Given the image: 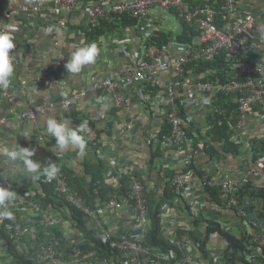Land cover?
<instances>
[{
  "label": "built area",
  "instance_id": "built-area-1",
  "mask_svg": "<svg viewBox=\"0 0 264 264\" xmlns=\"http://www.w3.org/2000/svg\"><path fill=\"white\" fill-rule=\"evenodd\" d=\"M47 1L36 0L26 4L24 10L42 11ZM78 1L52 0L48 10L56 15L63 11L68 14ZM213 1H219L218 5ZM154 9L177 18L182 27L180 34L191 28L196 33L194 40L185 43L179 40L180 34L170 35L171 40L159 46L154 38L164 30L150 19ZM86 13L85 30L89 32L103 22H122L123 17L144 23L139 38L142 49L139 61L129 62L115 75L93 82L89 90L107 95L120 110L126 108L129 90L139 89L146 101L154 99L148 110L155 123L152 135L155 155L170 163L163 174L165 188L153 190L146 179L124 169L117 181L110 184L105 181L114 190L107 194L98 190L96 203L92 205L70 186L61 170L51 181L41 176L33 187H15L9 174H1L0 186L9 187L17 195L7 203L13 219H0V264H158L171 257L175 258L174 264H198L199 257L209 264H230L223 259L227 243L217 232L211 233V239H221V246L215 247L218 251L207 257L202 252L209 251L211 239L203 250L201 242L193 238L204 239L202 211L208 207L232 217L229 223L215 221L249 241V250L241 264H264V219L257 215L256 195L258 189L264 188L261 185L264 132L259 130L264 129V65L261 62L264 53L256 52L258 44L251 35L254 16L243 11L238 0H104L87 6ZM0 14L9 16L1 9ZM185 26L189 27L186 31ZM0 30L7 29L0 27ZM190 60L214 63V68L208 67V71L217 78L202 80L198 73L187 74L184 66ZM64 66L65 56L59 52L54 68ZM219 71L223 73L218 75ZM50 78L55 80L53 75ZM85 94L84 90L74 89L60 105L80 108V97ZM205 98L209 101L206 104ZM220 99L224 101L222 106L217 104ZM55 103L46 97L13 117L0 115V128L8 122L36 123L38 116L44 115ZM78 125L81 126L79 134L104 154L107 144L98 139L90 118L82 117ZM216 125H225L234 131L233 138L239 146L237 153L218 157L205 152L204 147H209L205 145L206 133ZM200 157V165L208 163L214 171L199 168L194 160ZM226 157L245 158L246 169L226 170L221 164ZM47 163L56 162L47 154L40 161L41 167ZM122 182L127 184L126 191L120 190ZM42 185L53 188L55 194L43 190ZM169 192L172 198H166ZM150 194L164 198L160 207L161 236L173 246L170 252L147 243L152 223ZM48 198L59 205L47 202ZM174 206L184 208L190 221L166 233L164 225ZM196 219L202 226L200 232L195 229ZM132 224L137 226L136 230L124 228ZM229 224L237 228L231 230Z\"/></svg>",
  "mask_w": 264,
  "mask_h": 264
},
{
  "label": "crops",
  "instance_id": "crops-1",
  "mask_svg": "<svg viewBox=\"0 0 264 264\" xmlns=\"http://www.w3.org/2000/svg\"><path fill=\"white\" fill-rule=\"evenodd\" d=\"M34 1L36 0H0V9L9 13L8 17L0 14V27L9 31L18 29L13 33L16 36L15 47L10 50L14 64L11 84L7 89H0V115L13 117L22 109L43 102L46 97L56 103L44 115L38 116L36 123L24 121L20 125L11 122L3 125L0 128V143L9 146L16 143L20 147L34 149V155L31 157L34 162L40 163L42 157L47 154L56 157L70 169L83 186L87 187L91 182L89 165L96 158L94 149L85 140L86 149L83 156L79 155L78 149L72 147L59 151L55 138L47 133L46 119L49 116H55L58 122L62 118L67 119L70 126L76 127L82 117H88L102 142L105 140L107 144L104 152V177L107 183L117 181L122 170L130 169L146 179L151 189H164L163 174L170 163L155 155L156 143L154 144L152 137L155 123L152 112L148 110V105L154 99L146 101L139 89L129 90L126 94V108L120 110L113 106L107 95L89 90L93 82L115 75L129 62L133 64L139 61L142 53L139 38L144 23L137 22L126 26L123 22L110 21L107 23L112 22L113 25L107 29L103 28L100 35H89L94 30H85L88 20L86 8L104 0H79L71 13L63 11L59 15L48 10L53 4L52 0L46 2L42 11H25L24 6ZM238 4L243 11L254 16L255 23L251 35L258 44L256 52L264 53V0H238ZM150 19L159 23L171 36H176L182 31L177 18L161 13L158 9L151 12ZM49 28L52 29L50 32ZM90 42H95L100 51L95 63L83 66L78 74L67 72L65 66L54 68L59 52L64 54L66 64L74 47ZM261 62L264 65V57H261ZM52 75L54 81L50 78ZM74 89L86 92L80 97V108L61 106L60 102L69 98ZM155 100L157 101V98ZM156 111L160 112V109ZM203 123L201 120L200 125ZM259 130L264 132V129ZM200 159L202 158L194 160L199 168L208 167L214 171L208 163L203 162L200 165ZM221 164L228 171L238 172L241 168L246 169V159L243 157H226ZM5 173L10 175L15 187L36 185V181L31 179V174L23 171L22 163L17 167L0 156V175ZM261 185H264V180ZM170 213L164 225L166 233L190 221L188 213L181 206H174ZM202 214L211 220H220L223 224L233 221L232 217L218 213L215 207L206 208ZM194 225L200 232V223ZM136 227L133 224L124 226L129 230H136ZM228 227L231 230L237 228L235 224H229ZM221 239H211L207 255L218 251L215 247L221 246ZM198 264L209 263L200 261L199 257Z\"/></svg>",
  "mask_w": 264,
  "mask_h": 264
},
{
  "label": "trees",
  "instance_id": "trees-1",
  "mask_svg": "<svg viewBox=\"0 0 264 264\" xmlns=\"http://www.w3.org/2000/svg\"><path fill=\"white\" fill-rule=\"evenodd\" d=\"M219 3V1H217ZM215 1H213V4L218 5ZM122 22L126 26L137 24V21L135 19H131L129 17H123ZM111 23L103 22L100 27L95 29L93 32L89 33V35H100L103 32V28L107 29L112 26ZM185 31L188 30L189 27L185 26ZM196 37V33L189 28L187 32H182L179 35V40L181 42L185 43H191L194 38ZM171 36L168 35L166 32L161 31L157 33V37L154 38L155 42L161 46L162 44H166L169 40H171ZM214 63H208V62H200L198 60H190L186 66H184V69L186 70L187 74L191 73H198L201 76L202 80H208V79H216L214 75H212L208 71V67L214 68ZM223 71H219L217 74H221ZM217 104L222 106L224 104V101L222 99L217 101ZM199 133V132H198ZM234 131L232 129H229L225 125L221 126H215L213 129H210L206 133V139L207 143L205 145H209L208 148L206 146L204 147L205 152L208 153V155H216L218 157H221L222 154H235L239 150V146H237L236 142L233 138ZM193 135V132L190 133ZM161 137H163L162 133L160 134ZM98 134V139H99ZM203 138V136H202ZM88 142V141H87ZM89 143V142H88ZM217 143L223 144L222 147H218ZM90 146L94 149L96 153L95 161L90 163L89 165V172L91 174V182L90 184L85 187L83 186L78 179L75 177V175L70 171L69 168H67L61 160L57 159L56 157H52V160L56 162L57 166L60 168L62 172L67 177V180L70 184V186L77 190L80 195L86 200L87 203H91L92 205H95L96 203V192L99 190L102 194H107L108 192H112L114 189L112 186L105 183V170L106 165L104 163V154H102L97 145H94L93 143H89ZM158 152V151H157ZM193 167L195 165L193 164ZM127 184L125 182H122L120 190L126 191ZM43 190L47 191L48 193L52 192V194H55L53 191V188L50 186L42 185ZM167 190V189H166ZM258 202L259 207L257 210V215L259 218L264 219V188L258 189ZM172 198L171 193L166 194V198ZM46 202V201H45ZM47 202L52 203L53 205H59L55 200L48 198ZM164 202V198H159L155 194H150L149 196V212L150 217L152 220L151 228L149 231V235L147 237V243L153 247H159L163 249L164 251L170 252L173 249V246L169 245L165 239L161 236V221H160V207L162 203ZM76 216V215H75ZM203 221L205 222V235L204 239L200 241V237L193 236L194 233L191 235L193 238L201 242V248L204 250L206 246L209 245V241L212 237L214 232H217L219 236L223 239L224 242L227 243V248H225L223 253V259L227 260L230 264H241L245 261V253L249 250L248 245L249 241L244 236H238L236 234H232L222 225L221 222L211 220L205 216H203ZM200 223L199 220H195L194 224ZM196 235V234H194ZM205 257H207V252L204 250L202 252ZM207 255V256H206ZM175 258H169L165 261H160L158 264H174ZM212 264V262H211ZM252 264V263H249Z\"/></svg>",
  "mask_w": 264,
  "mask_h": 264
},
{
  "label": "clouds",
  "instance_id": "clouds-1",
  "mask_svg": "<svg viewBox=\"0 0 264 264\" xmlns=\"http://www.w3.org/2000/svg\"><path fill=\"white\" fill-rule=\"evenodd\" d=\"M18 29L0 30V89H7L11 84V78L14 72L13 55H10V50L15 47L16 36L13 34ZM52 29L49 28L50 32ZM100 51L95 42L87 43L84 46H77L71 52L70 59L67 60L65 68L67 72L78 74L82 67L95 63ZM203 102L208 103L205 98ZM46 130L49 135L55 138L56 146L59 151L68 147L78 149L79 155L83 156L86 149V141L80 135L81 126H70L67 119L57 121L55 116H49L46 119ZM35 150L27 147H20L13 143L11 146L0 143V156L6 158L7 161L15 164L17 167L20 163L23 164V171L31 174V179L34 181L40 180L44 176L48 181L54 179L60 171L56 163H47L45 167L42 164L34 162L31 157ZM16 192L9 187L0 186V219H13V212L7 207V203L11 202L16 197Z\"/></svg>",
  "mask_w": 264,
  "mask_h": 264
}]
</instances>
